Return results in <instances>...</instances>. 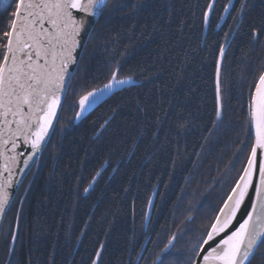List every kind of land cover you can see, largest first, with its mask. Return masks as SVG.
Masks as SVG:
<instances>
[{
	"label": "trees",
	"instance_id": "16d2710c",
	"mask_svg": "<svg viewBox=\"0 0 264 264\" xmlns=\"http://www.w3.org/2000/svg\"><path fill=\"white\" fill-rule=\"evenodd\" d=\"M208 2L151 0L148 13L97 20L94 50L75 72L52 142L11 206L16 212L23 201L25 211L7 264H91L101 244L104 264H152L171 235L183 260L247 159L239 143L245 105L264 64V37L252 41L248 26L264 15L261 0H248L242 24L236 11H222L227 0H217L205 25ZM233 4L239 9L240 0ZM14 7L0 0V28ZM225 33L234 37L220 65L226 133L213 128ZM117 64L134 84L74 122L78 108L70 105L106 83Z\"/></svg>",
	"mask_w": 264,
	"mask_h": 264
},
{
	"label": "snow or ice",
	"instance_id": "6c2138e0",
	"mask_svg": "<svg viewBox=\"0 0 264 264\" xmlns=\"http://www.w3.org/2000/svg\"><path fill=\"white\" fill-rule=\"evenodd\" d=\"M14 2L7 23L0 28V219L11 205L14 183H20L16 177L30 163L38 167L40 157L48 150L55 125L62 118L71 81L76 78L75 72L86 67L94 50L93 35L86 28L89 19L129 14L128 10L148 13L154 7L151 0ZM216 3L217 0H209L203 9L205 25L211 22ZM261 5L264 6V0ZM249 8L248 0H240L239 9L234 7L233 0H227L222 11L225 14L236 11L242 24ZM248 26L252 41L264 37V15L250 20ZM233 38L225 33V44L220 45L215 62L213 128L224 129L225 133L220 65L226 46H230L228 41ZM121 71L117 64L110 70L106 83L84 89L70 105L78 108L76 120L82 119L105 97L118 95L134 84L133 77H121ZM245 107L244 140L239 143L247 152V159L205 230L189 238L188 248L180 252L183 260L179 264H257L258 260L264 264V64L255 71ZM191 219L189 216L188 220ZM10 239L15 241L17 236ZM176 242L177 236L171 235L154 253L152 264H178L179 257L174 255ZM103 250L101 244L91 264H104Z\"/></svg>",
	"mask_w": 264,
	"mask_h": 264
},
{
	"label": "rangeland",
	"instance_id": "374dc122",
	"mask_svg": "<svg viewBox=\"0 0 264 264\" xmlns=\"http://www.w3.org/2000/svg\"><path fill=\"white\" fill-rule=\"evenodd\" d=\"M74 122H79L80 120L75 119V113L73 117ZM22 203V202H21ZM20 203V204H21ZM25 211V206L22 205L18 207V211H9L4 222V226L1 234V244H0V264H7L9 261L11 251L15 241H12L10 237L12 235L18 236L20 218Z\"/></svg>",
	"mask_w": 264,
	"mask_h": 264
},
{
	"label": "water",
	"instance_id": "95a60500",
	"mask_svg": "<svg viewBox=\"0 0 264 264\" xmlns=\"http://www.w3.org/2000/svg\"><path fill=\"white\" fill-rule=\"evenodd\" d=\"M96 23H97V20L89 19V22H88V24L86 25L87 30H88L89 32H92V30H93L94 26L96 25ZM109 97H110V96L105 97V98L103 99V101H105V100H106L107 98H109ZM103 101H101V103H102ZM32 167H33V165L30 163L29 167L26 168V169H22V171H21V175H19V176L16 177V180H17V181H20V183H19V184L14 183L13 189H11V191H12V193H13V195H12V201H13V199L15 198V196H16V194H17V192H18V190H19V188H20L22 182L24 181L25 177L27 176L28 172L30 171V169H31ZM18 171H20V170H18ZM12 201H11V203H12ZM8 210H9V207H8L7 210H6V213H5L4 217H3L2 219H0V237H1V232H2L3 223H4V220H5V217H6V215H7Z\"/></svg>",
	"mask_w": 264,
	"mask_h": 264
}]
</instances>
